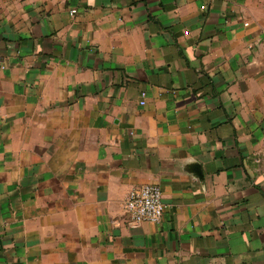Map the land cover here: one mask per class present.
<instances>
[{"label": "crops", "instance_id": "obj_1", "mask_svg": "<svg viewBox=\"0 0 264 264\" xmlns=\"http://www.w3.org/2000/svg\"><path fill=\"white\" fill-rule=\"evenodd\" d=\"M0 264H264V0H0Z\"/></svg>", "mask_w": 264, "mask_h": 264}, {"label": "built area", "instance_id": "obj_2", "mask_svg": "<svg viewBox=\"0 0 264 264\" xmlns=\"http://www.w3.org/2000/svg\"><path fill=\"white\" fill-rule=\"evenodd\" d=\"M71 12L75 13L76 9H72ZM141 103L144 104L145 101L142 100ZM124 207L130 223L136 225L144 222L161 223L166 204L160 185L146 183L132 188L126 196Z\"/></svg>", "mask_w": 264, "mask_h": 264}]
</instances>
